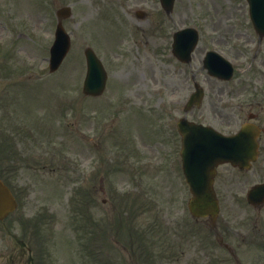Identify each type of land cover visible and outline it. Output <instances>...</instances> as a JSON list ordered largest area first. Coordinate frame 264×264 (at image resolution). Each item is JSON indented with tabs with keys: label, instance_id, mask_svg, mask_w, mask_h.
I'll return each instance as SVG.
<instances>
[{
	"label": "rangeland",
	"instance_id": "rangeland-1",
	"mask_svg": "<svg viewBox=\"0 0 264 264\" xmlns=\"http://www.w3.org/2000/svg\"><path fill=\"white\" fill-rule=\"evenodd\" d=\"M118 3L116 0H0V10L4 12L8 9L9 12L8 14H2L0 11V23L3 22V25L6 26L5 31L2 23L0 25V41L10 37L5 47L0 50V119L1 117L5 118L1 125L3 127L0 129H4V126L10 125L13 130H17L18 134H14V139L16 142L19 139V147L22 154L28 152L29 149L26 150L25 148H47L54 155H68L71 158L69 160L74 165L68 172L66 187L68 191L65 190L64 193L67 194L69 192V195H71L77 189L76 187L82 183L83 179L87 180L86 186L88 189L94 190V192H100L102 189H105L101 192L99 204L100 210H102L101 214L104 217L111 216L109 210H112L111 206L114 204V201L110 198V194H115L113 188L109 187V181L112 180L114 184L118 182L120 186H125L127 179L129 182L139 178L138 184L140 188L138 190L132 189L133 193L130 194L129 198L121 201L122 204L119 209H122L124 214L127 213V210L129 212L127 214H130L131 218L135 219L137 226L144 228L149 226L151 222L157 225L162 224L164 217L163 202L160 201V204L158 202L161 195L159 187H162L164 173H161V171H150L146 162L143 164V170L140 169V166L142 167V159L151 156V152L154 154L152 158L156 159L161 153L158 149L168 147L161 146V144L165 140L170 139L172 141L171 146H174L175 140L172 136L165 133V139L160 142L161 144L149 143L147 146L143 139L141 144H144L149 150L147 151V149L143 148L145 154L137 156V159H132L133 163L139 167L138 172L135 166L126 163L127 165H125L129 167L119 166L117 174L113 173L111 176H104L103 174L102 176L98 174L89 176L88 178L83 176L81 169H77V165L82 164L88 158L83 149V142L85 140L82 139V133H86L88 136L85 142L88 143L87 147L89 149L95 150L101 144L99 149L103 152L106 149L107 152L110 148L116 147L119 148L116 153L119 159L123 154L122 147L130 143L128 141L130 136L128 135L127 126H125L124 133L118 131L116 126L107 125L108 122H105L106 116L111 109L109 92L107 96L105 95L98 99H83L82 97L81 91L85 75L83 49L85 46L90 45V42L94 43L95 40L97 43L101 41L104 44L105 40L114 38L117 41L115 47L104 44L101 45L102 49H99L100 54L103 52L106 56L110 57L112 54H115L114 51L117 50L116 46L120 44L121 40L127 39L132 41L130 35H134L138 39L139 44L132 46V54L129 55V59L123 60L117 69L120 75L116 76L113 74L110 78V84L115 81L116 86L127 89L129 94L130 89H137L134 91L137 97L131 95L133 100H135L133 102L139 103L138 100L146 101V106L151 105L155 107L157 99L152 95L153 89L162 85L168 87L167 94L162 95L165 102L168 100L169 89L173 91V89L180 87V94L183 97L188 89L192 87L189 81L192 74L205 85L208 94L204 105L200 109L192 111L190 117L199 122L210 124L217 121L220 122L221 119L223 120L222 114L218 112V101L222 97L227 96L223 94L224 91L235 92L238 90L241 94V100L247 101L254 94L264 92V75L258 73L253 67L251 71L249 70L250 72L242 73L241 76L235 75L231 83L225 84L210 77L203 69L202 59L210 46L209 40L213 33L216 35V42L221 45L220 47L218 46L219 48L230 53L231 56L238 53L235 56H242L241 58L244 61L247 60L246 57L244 58L243 49L242 55L241 49L235 48L233 43L230 42V38L242 32L241 30L245 31L247 29L248 34L253 36L251 26L248 24V6L245 0H177L172 15H167L163 11L159 0H122V7ZM136 3L144 4L146 10L149 12L144 20H138L137 17L133 16V13L130 16V13L125 12L128 9L130 11V8L133 9ZM66 6H70L73 12V16L64 21L66 30L72 33V48L68 57L59 72L47 80L48 85L44 89L47 92H42L44 88L42 83L36 85L37 89L30 85H23L18 89V93L23 92V94L19 96V100L16 103L11 94L14 86L20 83H27L26 80L30 81L29 77L32 75L30 69H35L32 68L33 64L35 66L41 65V67L46 66L50 48L48 46L53 40L57 24L56 11ZM30 9L33 14L25 15L26 17L22 18L18 16V14L24 15L25 13H30ZM12 11L15 13H10ZM24 18L26 19L25 21ZM38 21L41 22L39 26L36 23ZM187 26H194L203 32L201 45L194 56L192 64L183 65L174 61L172 64L166 65V63L161 62L159 55L167 47V44L164 43L167 32L171 33ZM32 29L42 33V41L40 38L33 39L29 35V31ZM119 33L120 35L117 37ZM23 34H27L31 38ZM17 50L24 57L23 59L16 56L15 52ZM137 52H140L141 57L134 59V55H137ZM7 56L16 58V61L19 63L15 67L11 66ZM254 56L255 54H251L250 58ZM105 58L111 60V58ZM262 59L255 60L256 64L261 62ZM246 67V64H244L241 69L244 70ZM255 82L258 84L261 82L262 89H260V86L254 85ZM111 90L112 87L110 86V90L108 91ZM55 91H57L58 96L52 94ZM147 92L151 94L150 98H148ZM45 101L47 102L45 105H48L49 108L47 119L46 110L40 113L36 111L37 109H41L39 103H44ZM183 101L182 106L185 102ZM55 103L58 104L56 108ZM53 105L54 110L56 109L57 112L58 107H65L60 111L63 114L59 113L61 116L65 115V122L63 120L61 122L59 119L57 121L56 115L54 116V120L51 121ZM146 106H142L141 109H146ZM25 108L28 110L26 111L28 114L25 115L27 117L23 118ZM82 113L87 118L94 117L93 120L90 118L82 119ZM247 113L248 110L245 109V116ZM30 114L36 118L37 122L40 121L41 124L44 123V126L47 127L40 129L36 124V129L29 120L31 118ZM125 115L132 117L134 113L128 112ZM183 115L184 113L182 112ZM48 119L52 122L53 126L48 127L50 126V123H46ZM99 123L105 127L99 129L96 125ZM95 134L101 139L100 141L92 139V136ZM156 145L157 148L152 149ZM26 156L28 157V155ZM91 156H98V152H91ZM2 163L5 164V160H2L1 157L0 164ZM15 165H17V162ZM1 167L0 165V169ZM220 172L218 178L220 189L223 192L226 190L232 195L235 191H245L253 181L258 180L254 168L246 174H238L236 171L226 168H221ZM6 174L11 175L9 179L15 183L16 175L13 173ZM31 174L36 176L45 175L42 178L44 181L39 183L37 190L57 189L59 176L51 173L40 174L34 171ZM26 177L28 176L25 175L24 181ZM229 178L234 181L231 185H229ZM33 179L37 181L36 178ZM170 184H174L172 178L170 179ZM183 188L186 190L184 185ZM232 198L235 202L236 200L233 196ZM105 199H108L107 204L103 203ZM166 202H168L167 206L174 207L171 212L176 211V206L179 204L176 198L167 196ZM228 202L225 204L229 205ZM239 210L241 212L240 217H249L247 220L253 219V213L246 207H240ZM115 211L112 214L113 218L119 213L118 208ZM62 213L67 217L68 214L66 212ZM69 216L71 219V212H69ZM56 219L58 220V217ZM66 221L63 220L58 225L66 226ZM50 226L56 227L57 224L49 220L47 227ZM156 238L158 239H151L146 243H142L141 239L133 237V240L128 243L124 241V245H122L123 249L111 246L106 253L102 251L105 255L100 256L103 259L101 260V264H163L172 253L170 249H167V252L164 251V248L160 249L159 230L156 233ZM63 240H67V236L63 235ZM95 256L97 255L95 254ZM104 256H107V258H104ZM100 257H96V259ZM63 260L64 264H74L68 257H63ZM86 264L96 263L87 262Z\"/></svg>",
	"mask_w": 264,
	"mask_h": 264
},
{
	"label": "water",
	"instance_id": "water-1",
	"mask_svg": "<svg viewBox=\"0 0 264 264\" xmlns=\"http://www.w3.org/2000/svg\"><path fill=\"white\" fill-rule=\"evenodd\" d=\"M67 51V48H63L62 47V53H65ZM209 67V69H210V71H211V73H213V74H217V72L214 70L215 69V67L214 66H208Z\"/></svg>",
	"mask_w": 264,
	"mask_h": 264
},
{
	"label": "flooded vegetation",
	"instance_id": "flooded-vegetation-1",
	"mask_svg": "<svg viewBox=\"0 0 264 264\" xmlns=\"http://www.w3.org/2000/svg\"><path fill=\"white\" fill-rule=\"evenodd\" d=\"M259 125L261 126V128L264 130V124H262V123H260L259 122ZM18 192V194H20L21 193V191L19 190V191H17Z\"/></svg>",
	"mask_w": 264,
	"mask_h": 264
}]
</instances>
